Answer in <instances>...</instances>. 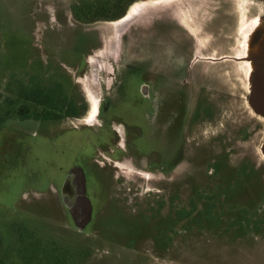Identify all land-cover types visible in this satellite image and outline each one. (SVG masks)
<instances>
[{
  "label": "rangeland",
  "instance_id": "374dc122",
  "mask_svg": "<svg viewBox=\"0 0 264 264\" xmlns=\"http://www.w3.org/2000/svg\"><path fill=\"white\" fill-rule=\"evenodd\" d=\"M157 1L118 35L0 0V100L61 84L80 114L0 132V264H264V0Z\"/></svg>",
  "mask_w": 264,
  "mask_h": 264
},
{
  "label": "trees",
  "instance_id": "16d2710c",
  "mask_svg": "<svg viewBox=\"0 0 264 264\" xmlns=\"http://www.w3.org/2000/svg\"><path fill=\"white\" fill-rule=\"evenodd\" d=\"M137 0H80L73 6V15L81 24L100 21L114 22L124 18ZM17 90L9 85L6 96L0 100V132L12 119L35 121H58L62 118L79 117V110L65 95L61 84L42 86L36 80L29 84L19 82ZM28 264H34L27 261Z\"/></svg>",
  "mask_w": 264,
  "mask_h": 264
},
{
  "label": "bare ground",
  "instance_id": "6f19581e",
  "mask_svg": "<svg viewBox=\"0 0 264 264\" xmlns=\"http://www.w3.org/2000/svg\"><path fill=\"white\" fill-rule=\"evenodd\" d=\"M161 3V1H157V2H155V3H147V2H143V3H141V4H138V3H136V6H135V9L132 11V12H128V14L124 17V18H122V19H120V20H118V21H115V22H112L111 24L112 25H114V26H116L117 28H118V30H117V34L119 35L123 30H124V28L126 27V25H127V23L131 20V18L134 16V15H136V13L140 10V8H142V7H147V6H150V4H153V5H158V4H160ZM135 5V4H134ZM133 5V6H134ZM132 6V7H133ZM131 7V8H132ZM131 10V9H130ZM259 53H261L262 55L260 56L261 58H264V51H263V49L261 48V49H259ZM263 71H264V69H263ZM95 98V97H94ZM98 107H99V102L98 103H95V113H94V115L90 118V120H91V122H93L94 120H96V115H97V112H98ZM257 110V109H256ZM258 111V110H257ZM90 120H89V122H90ZM263 153H264V148H263Z\"/></svg>",
  "mask_w": 264,
  "mask_h": 264
},
{
  "label": "water",
  "instance_id": "95a60500",
  "mask_svg": "<svg viewBox=\"0 0 264 264\" xmlns=\"http://www.w3.org/2000/svg\"><path fill=\"white\" fill-rule=\"evenodd\" d=\"M254 107L264 116V76L256 78L252 93Z\"/></svg>",
  "mask_w": 264,
  "mask_h": 264
},
{
  "label": "flooded vegetation",
  "instance_id": "af4514ba",
  "mask_svg": "<svg viewBox=\"0 0 264 264\" xmlns=\"http://www.w3.org/2000/svg\"><path fill=\"white\" fill-rule=\"evenodd\" d=\"M186 55H195V52H191V53H189V54H187V53H185ZM171 55H173L172 53H171ZM96 117H97V115H96ZM91 122V121H90Z\"/></svg>",
  "mask_w": 264,
  "mask_h": 264
}]
</instances>
